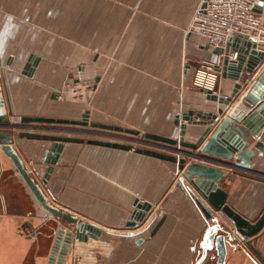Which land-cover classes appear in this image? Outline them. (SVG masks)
Returning <instances> with one entry per match:
<instances>
[{"label": "crops", "instance_id": "obj_1", "mask_svg": "<svg viewBox=\"0 0 264 264\" xmlns=\"http://www.w3.org/2000/svg\"><path fill=\"white\" fill-rule=\"evenodd\" d=\"M200 1L0 0V81L10 123L21 125L29 116L80 120L73 104L61 105L70 110L65 114L55 109L59 94L67 93L68 74L77 70L94 82L95 114L104 118L90 122L177 138V114L215 112L219 106L192 85L200 62L221 55L199 34L186 32ZM259 10L264 16V0ZM257 72L243 74L239 82L221 76L218 92L230 96L240 82L245 89ZM86 111L91 120L89 109L81 117ZM203 128L189 125L185 141L194 143ZM258 139L264 143V128L247 146L253 149ZM108 141L130 144L121 138ZM50 144L23 138L13 146L27 168L38 171L40 179L35 173L34 178L52 205L102 234L84 242L73 237L61 263L60 242L52 259L59 224L65 233L75 227L53 219L41 222V211L0 152V264H193L204 225L176 186L174 163L133 150L69 142L42 184ZM136 148L175 155L148 145ZM254 153L248 171L215 166L226 174L219 186L229 193V204L249 219L264 207V150ZM136 199L152 208L138 228H128ZM128 232L137 235L124 236ZM248 253L228 247L226 264H256Z\"/></svg>", "mask_w": 264, "mask_h": 264}, {"label": "water", "instance_id": "obj_2", "mask_svg": "<svg viewBox=\"0 0 264 264\" xmlns=\"http://www.w3.org/2000/svg\"><path fill=\"white\" fill-rule=\"evenodd\" d=\"M216 51L223 55L222 67L219 68L222 77H228L239 82L241 78L246 77L243 74L250 76L254 72H258L245 89V84L240 82L234 87L232 94L226 98L201 90L208 100L217 102L219 106L215 112L190 110L177 114L173 122L174 126L178 128L177 138L141 133L139 130L116 125L90 122L88 111L83 114L80 120L29 116L21 119V125L12 124L6 113L0 81V152L9 159L14 175L24 185L34 204L41 211L38 215L39 220L45 222L53 219L75 227L74 232L65 233L62 229L63 225L59 224V229L54 232L55 245L52 259L60 242H62V250L59 263L63 261L73 237L80 242H84L88 238L97 240L101 236L102 230L51 204L49 197L42 190L41 185L31 174L13 146L14 141L17 142L19 139L51 142L45 160L48 167L41 178L42 184L47 183L60 153L65 144L69 142L86 143L125 151L133 150L136 153L174 163L176 166L174 174L178 177L176 186L185 193L196 207L204 225L197 258L193 264H203L207 259L214 261V264H226L228 247L233 251L244 252H246V248H249L259 258H262L251 240L264 228V211L256 221H252L235 210L228 202L229 193L219 186L226 174L222 169L215 166L230 170L248 171L255 154L254 150H258L260 153L264 150V143L259 139L254 144L253 149L247 146V141L251 137H258L260 130L264 128V50L257 48V40L254 37L233 35L226 48H220ZM231 52H237L235 59L230 58ZM233 102L234 104L231 106ZM41 125L89 126L93 129L118 132L168 145L154 147L175 155L146 148H134L132 144L31 131L53 130V128H45ZM189 125L204 126L194 143L185 141ZM14 130L19 132L13 134L11 131ZM137 142L145 144L142 140H137ZM183 149L198 150L199 154ZM188 158L203 161L209 165L189 162ZM133 206L135 209L132 212L128 228H138L145 221L152 208L151 204L140 203L139 199L135 200ZM219 218L225 221L230 229H227ZM31 226L34 229V226ZM154 230L151 235L154 234ZM136 235V232H128L124 236L133 237ZM142 241V239L138 240L137 244H141ZM237 242L242 243V245ZM213 252L214 255H209ZM262 260L264 259L262 258Z\"/></svg>", "mask_w": 264, "mask_h": 264}, {"label": "built area", "instance_id": "obj_3", "mask_svg": "<svg viewBox=\"0 0 264 264\" xmlns=\"http://www.w3.org/2000/svg\"><path fill=\"white\" fill-rule=\"evenodd\" d=\"M260 5L261 0H201L186 32L199 34L213 50L226 48L233 35L254 37L257 48L264 50V16L259 11ZM236 57L237 52L230 53L231 59ZM222 61V54L215 60L201 61L193 73V87L226 98L217 89ZM126 140L134 148V144H142L137 142L139 139ZM142 142L151 147L162 146Z\"/></svg>", "mask_w": 264, "mask_h": 264}, {"label": "rangeland", "instance_id": "obj_4", "mask_svg": "<svg viewBox=\"0 0 264 264\" xmlns=\"http://www.w3.org/2000/svg\"><path fill=\"white\" fill-rule=\"evenodd\" d=\"M187 31V30H186ZM97 40V39H96ZM95 45L97 43L95 42ZM188 63L187 59H185L184 64ZM3 66V65H2ZM0 65V67L2 68ZM8 66V65H5ZM79 78L80 81L74 82L73 79ZM94 82L90 79L84 78L83 76H80L77 70H73L71 73L68 74L67 83H66V89L67 93H60L59 94V102L61 104L56 107V111L63 112L65 114L66 111H70L66 109L65 107L61 105L66 104H73L77 108H75L76 114H78V119H81V114L84 112L85 109H89L91 114V120H103L104 118L102 116H98L95 114L96 111L99 112V110L94 105V99H95V90H93ZM48 107V106H47ZM54 109V108H53ZM51 110V109H50ZM45 128H53V130L47 131L52 134H65L69 136H82L86 139H100V140H118L121 138L122 140L127 141L126 139H139L142 141H145L146 139H141L140 137H134L131 135H126L118 132H112V131H105V130H98L93 129L91 127H81V126H66V125H41ZM55 129V130H54ZM75 131V132H72ZM91 133V134H90ZM136 147L142 146V144H134ZM31 174L34 176V173L38 172L35 168L31 167ZM228 169V168H225ZM35 173V174H36ZM38 179L39 174H36ZM204 264H214V261H211L210 259H207Z\"/></svg>", "mask_w": 264, "mask_h": 264}, {"label": "flooded vegetation", "instance_id": "obj_5", "mask_svg": "<svg viewBox=\"0 0 264 264\" xmlns=\"http://www.w3.org/2000/svg\"><path fill=\"white\" fill-rule=\"evenodd\" d=\"M264 211V207L260 210V212L252 219V221H256L261 213ZM262 242H264V228L261 230V232L256 236L254 237L252 240H251V243L253 244V246L260 252L261 254V257L264 259V247L262 246ZM239 244L242 245V243L240 242H237ZM248 251H250V255L249 253V256L253 259V261L256 263V264H264V260H262V258H259L254 251L250 250L249 248H246ZM236 251H240V250H236Z\"/></svg>", "mask_w": 264, "mask_h": 264}, {"label": "bare ground", "instance_id": "obj_6", "mask_svg": "<svg viewBox=\"0 0 264 264\" xmlns=\"http://www.w3.org/2000/svg\"><path fill=\"white\" fill-rule=\"evenodd\" d=\"M195 262V261H194Z\"/></svg>", "mask_w": 264, "mask_h": 264}]
</instances>
